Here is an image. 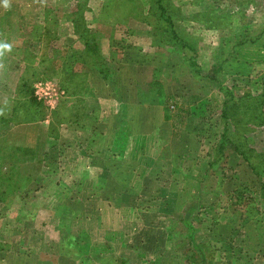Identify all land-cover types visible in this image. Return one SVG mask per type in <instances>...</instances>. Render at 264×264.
Instances as JSON below:
<instances>
[{
    "label": "rangeland",
    "instance_id": "1",
    "mask_svg": "<svg viewBox=\"0 0 264 264\" xmlns=\"http://www.w3.org/2000/svg\"><path fill=\"white\" fill-rule=\"evenodd\" d=\"M160 1L191 50L157 0H0V264H264V0ZM217 83L234 92L224 118ZM97 92L133 121L146 102L173 122L135 150L149 166L113 161L163 177L136 178L109 220L96 171L83 183L100 164L84 158L91 134L103 155L112 135L90 131L105 121ZM121 132L118 145L132 140Z\"/></svg>",
    "mask_w": 264,
    "mask_h": 264
},
{
    "label": "crops",
    "instance_id": "2",
    "mask_svg": "<svg viewBox=\"0 0 264 264\" xmlns=\"http://www.w3.org/2000/svg\"><path fill=\"white\" fill-rule=\"evenodd\" d=\"M157 80L158 79H156V77L153 76V78L150 79L149 82L153 83L154 81ZM133 89H135V92H138L139 95H141V90H143L142 88L140 89V86L138 85L137 86L135 85ZM96 98L98 103L101 102L102 106L101 105L99 106L100 112L101 115H105V121L99 120V123L96 124V127H91L90 131L94 130L95 132L96 130H102L101 129L102 127H108L109 129H111L112 135L107 134V136H109L110 138L108 142L110 143L109 150L105 149L107 153L111 152V155H107V153L103 155L102 151L96 150L98 144L90 140L92 139L93 136V133L92 134L90 133L91 138H89V143L91 145V148L90 146H88L89 145L88 142H86V144H82V146L84 147V149L90 148L91 152L90 150H88L87 154L84 153V158L87 160L89 156L92 157L91 154L93 153H95V155L98 154L100 156V160H99L100 164L96 163V165H94L92 163L91 164L85 163L84 169L87 172V176L85 177L83 183L85 184L88 178L91 177L90 172L91 171L93 172V170H95L96 171L95 174L96 176H98V178L96 180V184L93 185V188H95V192L97 193L100 192L101 195H104L103 197H100L98 199V204H99L98 209L100 210L99 212H101V216L97 215V217L98 216L99 218L102 217V220L103 219L109 220V219L119 218L120 215L117 212L120 211V209L126 205L124 203L122 204L117 203L118 201L117 199L119 196L118 194L124 193L125 195L130 197V193L139 194V192H141L142 189L140 190L137 189L136 187L138 186V182L136 181V178L140 179V178H144L145 176L155 177V178L163 177V172H159V171H157L156 173L152 171L149 175H146L145 171L144 173L136 174L138 171L136 172L135 168L131 170H127L126 168H123L120 170V168H117V166H115V168L113 167V161L114 160L124 161L127 162L128 165H134V164L136 165L137 162H139L140 166L138 168L141 170L143 163L144 162L147 163V162L145 160L144 154L140 152L139 155L137 156L135 150L138 147L139 149L141 148L144 149L148 143L156 144V142H158L159 145V143L161 142L158 140L155 141V133H158L162 128H166L168 126L167 124H169L170 127L171 126L173 127V122L171 125V122L165 121L167 119L169 120V117L163 116L161 109H159L156 103L147 104L146 102H141V106H140L141 111L138 113V115L140 114V118L133 121L134 112L131 113L129 109L128 111L122 109L121 105L123 104V101L121 102L120 98H116L114 97V95L113 96L107 95L104 97L99 92H97ZM131 103L135 104V102L133 101ZM125 113H128L129 115L127 116L126 119H122V116H124ZM120 117H121V122H120ZM88 127L89 126H87V128ZM123 129L131 130L132 140L131 141L126 140L123 144L118 145L117 135H119L120 133L121 135H123V133L121 132V130ZM173 130L174 129L171 128V132H173ZM125 136H130V133L127 132ZM118 147H120V149L122 150H117ZM125 147H127L126 151H125L126 149ZM84 151L86 152V150ZM147 166H149V163H147ZM147 166H145L143 170L150 171L148 169H151V167H147ZM133 179H135L134 183H132L131 181ZM132 208L138 210L136 204ZM129 212L126 213L124 217H122L119 224L123 222V218L126 219L128 223L132 220H136L134 217L132 218L133 214ZM108 227H116V225H109ZM94 240L95 242L97 241V243H99L102 247L103 252L99 251V254H101L104 258L105 257L110 258L112 254L111 251H113L112 249H114V247L116 246L113 237L108 233H104L100 235L99 240H96V237L94 238ZM123 242H125L124 239Z\"/></svg>",
    "mask_w": 264,
    "mask_h": 264
},
{
    "label": "trees",
    "instance_id": "3",
    "mask_svg": "<svg viewBox=\"0 0 264 264\" xmlns=\"http://www.w3.org/2000/svg\"><path fill=\"white\" fill-rule=\"evenodd\" d=\"M251 3H254V0L244 1L243 4H244L245 6H243V7L245 8L247 5H250ZM247 7H248V6H247ZM157 8H158V10H159V12H160V16H161V18L164 19V21L167 23V25H168V30H169V32L171 33L174 42L177 43V44H179V45L182 46V47H185V46H186V47H188V48L191 50V48H190L188 45H186V43H185L184 41H182L181 39L178 38V35L176 34V32H175V30H174V28H173V26H172V23H171V21H170V19H169V16L166 15L167 13L165 12V8H164V6L162 5V3H161L160 0H157ZM243 10H244V9H243ZM191 58H192V57H191ZM191 64L196 65L197 68H198V71L201 70V69L199 68V66L196 64L195 61H191ZM205 76H207V77H209L210 79H213V80L216 79V74H214V73H207ZM217 89H218V91L224 96L223 110H222V114H221L222 118H224V117L226 116V115H225V114H226L225 108H226L227 104H228L231 100H233V98H234V92L231 91L227 86L221 85L220 83H217ZM14 121H15V124L30 123V121H24V120H20V121H18V120H14ZM239 153H240V154H243V152H241V151H239ZM246 158H247V157H246ZM245 160H246V159H245ZM247 160L249 161V159H247ZM249 166H250V168H251L253 171H255V174L259 177V176H260V173L256 172V170H255V166L252 165L251 163H250ZM1 177H2V176L0 175V179H1V181H2V178H1Z\"/></svg>",
    "mask_w": 264,
    "mask_h": 264
},
{
    "label": "clouds",
    "instance_id": "4",
    "mask_svg": "<svg viewBox=\"0 0 264 264\" xmlns=\"http://www.w3.org/2000/svg\"><path fill=\"white\" fill-rule=\"evenodd\" d=\"M2 3L4 5L5 8L9 7V0H2ZM10 51L11 50V45L10 44H4V43H0V55L3 54V51Z\"/></svg>",
    "mask_w": 264,
    "mask_h": 264
}]
</instances>
